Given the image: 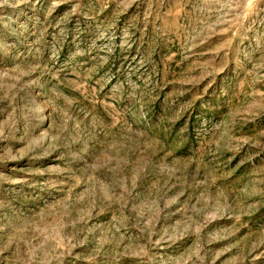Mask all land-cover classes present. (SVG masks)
<instances>
[{
    "label": "rangeland",
    "instance_id": "obj_1",
    "mask_svg": "<svg viewBox=\"0 0 264 264\" xmlns=\"http://www.w3.org/2000/svg\"><path fill=\"white\" fill-rule=\"evenodd\" d=\"M0 264H264V0H0Z\"/></svg>",
    "mask_w": 264,
    "mask_h": 264
}]
</instances>
